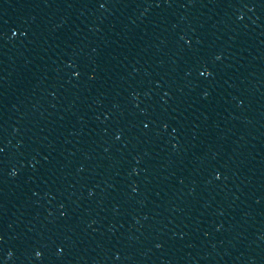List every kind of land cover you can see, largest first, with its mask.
Here are the masks:
<instances>
[{
  "label": "water",
  "instance_id": "95a60500",
  "mask_svg": "<svg viewBox=\"0 0 264 264\" xmlns=\"http://www.w3.org/2000/svg\"><path fill=\"white\" fill-rule=\"evenodd\" d=\"M198 68L264 119V0H130Z\"/></svg>",
  "mask_w": 264,
  "mask_h": 264
}]
</instances>
